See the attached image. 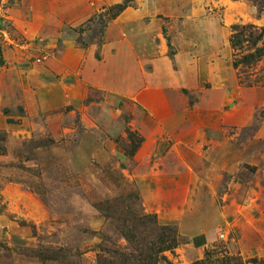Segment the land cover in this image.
Segmentation results:
<instances>
[{"label": "rangeland", "instance_id": "obj_1", "mask_svg": "<svg viewBox=\"0 0 264 264\" xmlns=\"http://www.w3.org/2000/svg\"><path fill=\"white\" fill-rule=\"evenodd\" d=\"M246 25L264 7L0 0V264H264V59L240 77L229 44ZM160 62L186 78L164 96L144 87Z\"/></svg>", "mask_w": 264, "mask_h": 264}, {"label": "trees", "instance_id": "obj_2", "mask_svg": "<svg viewBox=\"0 0 264 264\" xmlns=\"http://www.w3.org/2000/svg\"><path fill=\"white\" fill-rule=\"evenodd\" d=\"M247 1L253 3L258 13L262 11V8L264 7V0ZM128 2H124L121 5H116L111 8L110 11L112 16L115 17L128 8ZM229 44L233 52L232 68L235 71H238V74L241 77V71L255 66V64L264 59V28L258 29L252 25L235 26L232 28ZM260 82L261 81L258 80V83ZM261 83L262 87H264V82ZM169 249L170 245L165 247V251Z\"/></svg>", "mask_w": 264, "mask_h": 264}, {"label": "crops", "instance_id": "obj_3", "mask_svg": "<svg viewBox=\"0 0 264 264\" xmlns=\"http://www.w3.org/2000/svg\"><path fill=\"white\" fill-rule=\"evenodd\" d=\"M166 64H164V62H160V63H155V66H154V68H155V70H156V72L154 73V74H152V75H150L149 77H148V81H146V83L144 84V87L145 86H148V87H154V88H159L160 90H162V92L161 93H163V96H164V90H166V92H169L170 91V87L171 86H173V85H176V86H179V85H181V83L182 82H186V78H185V74H182V72L180 73V75L178 76V77H176L175 79H174V81H172L171 79H170V77L168 76V75H166L165 73H164V71L162 70V68H164V66H165ZM163 66V67H162ZM183 71V70H182ZM185 71V70H184ZM185 78V79H184ZM142 84V82H141V80H132L131 81V83H130V87L132 88L133 86L134 87H139L140 85ZM146 88V87H145ZM166 94V93H165ZM185 104V103H184ZM182 107V106H181ZM183 108V107H182ZM184 114H185V109L182 111V113L181 114H179V115H177L176 116V119L175 120H177L178 122L179 121H183V117H184ZM154 119V118H153ZM165 122H167V120H165V121H163V122H160V124L163 126L164 125V123ZM153 124V126L154 127H152V128H150V133H151V131H152V134L153 133H156L157 131L159 132V133H161L160 132V130H161V128L159 127V126H155V123L153 122L152 123ZM157 124V123H156ZM153 128H154V130H155V128L157 129V130H153ZM145 129H146V126L145 127H142V129H141V132H142V134H145L144 135V137H145V139L146 140H148V138H149V135H148V133L146 134V132H145ZM163 129H164V131L166 130V127L165 126H163ZM162 131V130H161ZM165 141V140H164ZM147 142V141H146Z\"/></svg>", "mask_w": 264, "mask_h": 264}]
</instances>
